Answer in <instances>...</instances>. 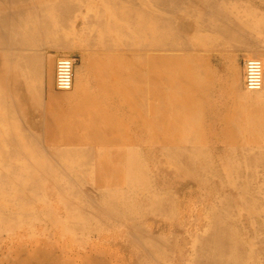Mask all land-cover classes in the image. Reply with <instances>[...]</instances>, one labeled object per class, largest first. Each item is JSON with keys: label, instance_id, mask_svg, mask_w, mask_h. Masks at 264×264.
<instances>
[{"label": "crops", "instance_id": "crops-1", "mask_svg": "<svg viewBox=\"0 0 264 264\" xmlns=\"http://www.w3.org/2000/svg\"><path fill=\"white\" fill-rule=\"evenodd\" d=\"M17 1L0 0V16L6 18L0 17L1 54H6L13 80L9 96L0 97L2 173L9 163L5 155L11 152L17 155L10 161L18 171L16 180L29 170V156L77 155L75 161L93 159L100 184L109 185L125 171L129 174L135 139L145 154H161L163 149L177 154L189 138L214 148L237 146L245 87L242 69L239 76L232 67L243 51L242 37L228 16L226 24L221 2L209 3L204 11L206 39L200 48L190 2L172 0L167 6L161 0ZM10 24L15 32L24 28L23 42L7 29ZM260 42L257 31L252 32V48L259 49ZM26 53L36 60L26 62ZM255 55L264 60V54ZM60 56L75 58L73 84L67 91L55 87ZM223 139H228L227 145H222ZM235 151L241 152H212ZM5 182L13 184L12 179Z\"/></svg>", "mask_w": 264, "mask_h": 264}, {"label": "rangeland", "instance_id": "rangeland-1", "mask_svg": "<svg viewBox=\"0 0 264 264\" xmlns=\"http://www.w3.org/2000/svg\"><path fill=\"white\" fill-rule=\"evenodd\" d=\"M179 1L191 3L194 21H196L194 38L200 48L204 39H206L204 35L205 23L203 25L204 9L208 8V4L213 1L222 3L221 11L230 18L228 21H234L235 32L242 37L243 51L238 55L240 58L234 60L236 66H233L232 69H237L239 76L242 69L244 82V60L250 57L248 56L249 54H264V0ZM239 12L242 13L240 14ZM225 16L224 18H226ZM225 22L227 24V18ZM224 28L227 29V25ZM254 31H257V35L262 40L259 43V49H256V46L252 48L251 35ZM1 53L0 47V67H6V69H0V97H8L13 80L9 70L10 63L8 62V65L5 64L6 58L3 57L5 54ZM43 60L45 61V51ZM239 119L243 127L239 131L242 136L234 139L237 142L236 147L214 148L211 147L213 144L207 143L205 145L201 143V140L191 138V140L188 139L190 141H188V145L180 144L177 154H171L170 149L167 152L163 149L162 156L160 153H143L144 146L138 144V139L133 140L132 152L135 153H131V169L133 170L131 171L130 169L128 175L127 171H125L126 176L124 177L122 174L119 177H115L111 180L114 181L113 184L109 185L100 184L102 182L97 178L95 162L75 161L77 155L40 153L34 154L32 158L29 157L30 168L22 172L25 173L27 171L29 178L25 179L20 176L13 184H4V180L0 176V224L4 225L3 227L0 225V264H26L27 261L25 259L29 260V262L32 260L31 264L33 262V264H66V262L68 264H75L76 262H78L76 264H86L88 262L89 264H188L189 262L191 264H204L203 261L207 258V255H215L217 257L214 256L215 259H222L227 263L229 261L228 264L235 262V264H264V103L261 106L246 104ZM223 140L224 143L222 145H227L228 139ZM191 141L195 144L193 145ZM141 143L144 144V141ZM192 149L196 153H194L195 155ZM214 149L242 151L233 153L212 152ZM66 158L74 160H66ZM87 165L91 166L88 167ZM250 166L255 167L252 168ZM0 171L1 174L2 170ZM91 174L93 175L91 176ZM67 175L69 176L68 178ZM239 176L241 177L239 178ZM142 180L144 181L141 182ZM230 181H233V183ZM218 182L219 184H217ZM19 184H24L25 192L18 190ZM140 188L142 192H138L141 191ZM50 190H53L51 191L52 193ZM120 198L121 201H119ZM159 198L161 200L166 199V203L164 200L163 202L159 200ZM77 203L79 209L84 211L76 208ZM5 205L7 208H5ZM135 206L138 207V210ZM2 210L4 213H2ZM142 210L145 211L142 212ZM136 212L137 214H135ZM83 213L85 214L83 215ZM141 213L144 214L141 215ZM176 229L179 230L177 231ZM231 229L232 233L230 232ZM227 235H230V240ZM220 236H222L223 240H226L227 250H220L222 249L219 248L218 244L220 243ZM183 238L185 239L183 240ZM227 238L229 243H227ZM159 239L162 240L159 242ZM209 239L214 240V243H211L212 245L209 243L208 246L207 240ZM150 242L151 244L153 243V246L150 245ZM258 242L260 243L258 244ZM214 244H218V246ZM86 254L88 255L86 256ZM199 254L203 256L201 259ZM78 255L80 256L79 258L82 257L80 260ZM55 256L61 258H57L59 260L56 262ZM229 257H236V260L234 259L235 261L232 262L233 259L230 258L231 260H229ZM239 257L240 259H238ZM6 259L7 262L5 263ZM9 260H13L12 263Z\"/></svg>", "mask_w": 264, "mask_h": 264}, {"label": "bare ground", "instance_id": "bare-ground-1", "mask_svg": "<svg viewBox=\"0 0 264 264\" xmlns=\"http://www.w3.org/2000/svg\"><path fill=\"white\" fill-rule=\"evenodd\" d=\"M3 1V0H2ZM6 1V0H5ZM12 1V0H11ZM16 0H14V2H15ZM18 1H20V0H18ZM17 1V2H18ZM22 1V0H21ZM40 1V0H39ZM52 1V0H51ZM61 1V0H60ZM68 1V0H67ZM152 1V0H151ZM159 1V0H158ZM172 0H161V2L165 5V4H167V6L169 5V3L171 2ZM174 1V0H173ZM229 1V0H228ZM8 2V1H7ZM10 2V1H9ZM45 2H47L46 0H45ZM75 2V1H74ZM74 2L73 3H70V4H74ZM119 2V1H118ZM121 2V1H120ZM156 2H157V0H156ZM155 1H154V3H156ZM181 2V1H180ZM184 2V1H183ZM209 2H210V0H209ZM208 2V3H209ZM3 3V2H2ZM12 3V2H11ZM61 3H62V1H61ZM78 3V2H77ZM77 3H76V5H77ZM177 3H179V1L177 2ZM5 4V3H4ZM120 4V3H119ZM227 4H228V2H227ZM28 5V4H27ZM36 5V4H35ZM68 5V4H67ZM75 5V6H76ZM124 5V4H123ZM158 5V4H157ZM226 5V4H225ZM229 5V4H228ZM1 6H3V5H1ZM56 6H58L57 4H56ZM63 6V5H62ZM69 6V5H68ZM71 6V5H70ZM120 6V5H119ZM159 6V5H158ZM18 7H20V6H18ZM170 7V6H169ZM171 7H172V5H171ZM175 7V6H174ZM165 8V7H164ZM168 8V7H167ZM204 8V7H203ZM210 8H212V7H210ZM209 8V9H210ZM18 9V8H17ZM20 9H21V7H20ZM25 9V8H24ZM42 9V8H41ZM65 9V8H64ZM229 9V8H228ZM227 9V10H228ZM4 10V9H3ZM9 10V9H8ZM23 10V9H22ZM22 10H20V11H22ZM166 10V9H165ZM171 10V9H170ZM206 10H207V8H206ZM43 11V10H42ZM204 11H205V9H204ZM8 12V11H7ZM16 11H14V13H15ZM34 12H35V10H34ZM232 12V11H231ZM230 12V13H231ZM1 13H3V12H1ZM13 13V12H12ZM23 13H26V12H23ZM60 13H62L61 11H60ZM203 13H205V12H203ZM240 13V12H239ZM242 13V12H241ZM240 13V14H241ZM4 14H6V13H4ZM20 14V13H19ZM22 14V13H21ZM36 14V13H35ZM66 14V13H65ZM217 14V13H216ZM249 14V13H248ZM12 15V14H11ZM42 15V14H41ZM212 14H210V16H211ZM1 16H2V18L4 17L3 16V14H1ZM0 16V17H1ZM6 16V15H5ZM9 16H10V12H9ZM16 16V15H15ZM146 16V15H145ZM149 16V15H148ZM163 16H165V15H163ZM217 16V15H216ZM221 16V15H220ZM219 16V17H220ZM231 16V15H230ZM239 16H241V15H239ZM250 16V15H249ZM11 17H13V16H11ZM24 17V16H23ZM22 17V18H23ZM151 17V16H150ZM169 17V16H168ZM225 17H227V16H225ZM248 17V16H247ZM9 18V17H8ZM7 18V19H8ZM67 18H68V16H67ZM134 18V17H133ZM146 18H148V17H146ZM156 18H158V16L157 17H154V19H156ZM161 18V17H160ZM210 18V17H209ZM214 18V17H213ZM221 18V17H220ZM224 18V17H223ZM239 18H241V17H239ZM1 19V18H0ZM4 19V18H3ZM6 19V18H5ZM4 19V20H5ZM16 19H17V17H16ZM15 18H14V20H16ZM145 19V18H144ZM159 19V18H158ZM207 19V18H206ZM222 19V18H221ZM228 19H230V18H228ZM246 19V18H245ZM165 20V19H164ZM211 20V19H210ZM213 20H215V18L213 19ZM243 20V19H242ZM11 21H12V19H11ZM10 21V22H11ZM157 21H160V20H157ZM199 21V20H198ZM224 21V20H223ZM230 22H232L231 20H229ZM244 21V20H243ZM1 22H4L3 20L1 21ZM0 22V23H1ZM7 22V21H6ZM15 22V21H14ZM45 22H46V20H45ZM133 22H134V20H133ZM156 22V21H155ZM165 22V21H164ZM222 22V21H221ZM251 23H252V21H250ZM42 23V22H41ZM48 23V22H47ZM66 22H64V24H65ZM165 23H167V21L165 22ZM210 23H211V21H210ZM5 24V26H6V23H4ZM7 24H8V22H7ZM12 24V23H11ZM10 24V25H11ZM15 24H17V22H15ZM49 25L51 24V23H48ZM48 24H47V27H46V29L48 30V34H51L52 33V31L51 30H49V26H48ZM158 24H160V23H158ZM231 24V23H230ZM1 25H3V24H1ZM65 25H67V24H65ZM156 25H157V23H156ZM168 25V24H167ZM169 25H171V24H169ZM203 25H204V22H203ZM217 25H219V24H217ZM225 25V24H224ZM8 26V25H7ZM146 26V25H145ZM158 26V25H157ZM162 26V25H161ZM165 26V25H164ZM163 26V27H164ZM207 26H209V24L207 25ZM220 26H222V25H220ZM219 26V27H220ZM4 27V26H3ZM2 27V28H3ZM156 27V26H155ZM172 27V26H171ZM216 27V26H215ZM226 27V26H225ZM253 27V26H252ZM146 28V27H145ZM162 28V27H161ZM167 28V27H166ZM165 28V29H166ZM202 28V27H201ZM241 28V27H240ZM5 29V28H4ZM7 29H9L10 30V32L12 33V35L15 37V40H20V42H23L24 41V28L22 27V29H20L19 31H17V32H15V26H13V25H11L9 28L7 27ZM7 29H5L6 31H7ZM148 29V28H147ZM146 29V30H147ZM158 29V28H157ZM171 29V28H170ZM221 29H223L222 27H221ZM226 29V28H225ZM236 29V28H235ZM245 29V28H244ZM159 30V29H158ZM167 30H168V28H167ZM215 30V29H214ZM240 30V29H239ZM5 31V32H6ZM38 31H39V28H38ZM45 31V30H44ZM166 31V30H165ZM164 31V32H165ZM216 31V30H215ZM237 31H238V29H237ZM4 32V31H3ZM7 32H9V31H7ZM15 32V33H14ZM148 32V31H147ZM159 32V31H158ZM162 32V31H161ZM163 32V33H164ZM239 32H241V31H239ZM1 33V32H0ZM163 33H161V35L163 34ZM169 33V32H168ZM224 33V32H223ZM244 33V32H243ZM246 33V32H245ZM3 34V33H2ZM15 34H18V37L15 35ZM247 34V33H246ZM9 35V34H8ZM44 35V34H43ZM157 35V34H156ZM160 35V36H161ZM12 36V37H13ZM57 36V35H56ZM148 36H150V34L148 35ZM157 36H159V33H158V35ZM57 37H60L59 35L57 36ZM61 37H63V36H61ZM154 37H156V36H154ZM163 37H164V34H163ZM243 37H244V35H243ZM246 37V36H245ZM11 38V37H10ZM161 37H159V39H160ZM165 38V37H164ZM169 38V37H168ZM9 39V38H8ZM52 39H53V37H52ZM55 39V38H54ZM57 39V38H56ZM63 39V38H62ZM154 39H158V38H154ZM158 39V40H159ZM167 39V38H166ZM245 39V38H244ZM243 39V40H244ZM247 39H249V38H247ZM60 40V39H59ZM161 40V39H160ZM168 40V39H167ZM8 41V40H7ZM45 41V40H44ZM57 41V40H56ZM163 41H164V39H163ZM166 41V40H165ZM0 42H1V40H0ZM6 42V41H5ZM15 42H17L18 43V41H15ZM7 43V42H6ZM41 43H42V41H41ZM44 43V42H43ZM58 43V42H57ZM59 43H61V41L59 42ZM151 43V42H150ZM162 43V42H161ZM1 44V43H0ZM11 44V43H10ZM247 44V43H246ZM16 45V44H15ZM19 45V44H18ZM25 45V44H24ZM37 45V44H36ZM1 47V46H0ZM18 47V46H17ZM5 47H3V49H4ZM6 48H8V47H6ZM11 48V47H10ZM23 48H25V47H23ZM14 53V52H13ZM16 53V52H15ZM39 53H40V51H39ZM38 53V54H39ZM37 53H36V55L35 56H37L38 55ZM6 55V54H5ZM34 55V54H33ZM14 56V55H13ZM248 56H250V57H257L258 59H260L261 60V62H262V66H263V86H262V88H261V90H259V91H249V90H246L245 89V91H243L242 92V99H244V102L248 105V104H251V105H253V106H261L263 103H264V60H262V58L260 57V56H257V55H255V54H249ZM15 57V56H14ZM18 57H19V55H18ZM21 57V56H20ZM24 59L25 60H27L26 62H29V64H30V61L32 60V62L33 61H35L36 60V57H33V56H31V55H29V54H25L24 55ZM17 58V57H16ZM20 59V58H19ZM17 60V59H16ZM17 62L19 63V61L17 60ZM7 63H8V61H7ZM14 63V62H13ZM20 63H21V61H20ZM23 63V62H22ZM39 63V62H38ZM32 64V63H31ZM35 64V63H34ZM8 65V64H7ZM16 66H17V64H15ZM21 65V64H20ZM25 65V64H24ZM26 65H27V63H26ZM2 66V65H1ZM3 67V66H2ZM21 67V66H20ZM31 67V66H30ZM23 68V67H22ZM31 69V68H30ZM13 71H15V70H13ZM23 71V70H22ZM25 71V70H24ZM32 72H35V71H32ZM38 72V71H37ZM10 73V72H9ZM14 74V73H13ZM15 75V74H14ZM23 77V76H22ZM32 78V77H31ZM29 81V80H28ZM21 82V81H20ZM19 82V83H20ZM10 83H11V81H10ZM8 84V83H7ZM19 85H21L22 86V83H20ZM3 87V86H2ZM24 87V86H23ZM11 90V89H10ZM13 90V89H12ZM17 90H19V89H17ZM24 92V91H23ZM23 92H22V94H23ZM18 94H20V93H18ZM2 99H0V101H1ZM20 101V100H19ZM21 103V102H20ZM22 104V103H21ZM28 107V106H27ZM35 108V107H34ZM3 111V110H2ZM31 111V109L29 110V112ZM9 112V111H8ZM30 114V113H29ZM2 120V119H1ZM9 129H11V128H9ZM188 139V138H187ZM190 139V138H189ZM193 139V138H192ZM7 140V139H6ZM40 140V139H39ZM191 140V139H190ZM11 141H12V139H11ZM187 141V140H186ZM186 141H184V142H186ZM189 141V140H188ZM14 142V141H13ZM36 142V141H35ZM190 142V141H189ZM192 143H193V141H191ZM163 143V142H162ZM168 143V142H167ZM192 143H190V144H192ZM17 144V143H16ZM195 143H193V145H194ZM5 145V144H4ZM18 145V144H17ZM198 146V145H197ZM196 146V147H197ZM233 146V145H232ZM1 147V146H0ZM9 147V146H8ZM190 147V146H189ZM234 147V146H233ZM242 147V146H241ZM178 148V147H177ZM4 149V148H3ZM8 149V148H7ZM6 149V150H7ZM20 149V148H19ZM180 149V148H179ZM245 149V148H244ZM247 149V148H246ZM2 151V150H1ZM27 151V150H26ZM54 151H56L55 149H54ZM70 151H74V150H70ZM159 151H162V150H159ZM185 151V150H184ZM192 151H193V149H192ZM234 151V150H233ZM242 151V150H241ZM261 150H259V152H260ZM30 152V151H29ZM29 152H28V155H29ZM65 152V151H64ZM187 152H188V150H187ZM236 152V151H235ZM22 153H23V151H22ZM31 153V152H30ZM50 153V152H49ZM72 153H74V152H72ZM87 153V152H86ZM129 153H130V151H129ZM132 154H135L134 152H131ZM195 152L193 151V154H194ZM261 153H262V151H261ZM24 154V153H23ZM33 154V153H32ZM70 154H71V152H70ZM91 154V153H90ZM121 155L123 154V153H120ZM192 154V153H191ZM196 154V153H195ZM194 154V155H195ZM236 154V153H235ZM235 154H233V155H235ZM240 154V153H239ZM244 154L246 155V153L244 152ZM138 155V154H137ZM162 155V154H161ZM232 155V154H231ZM253 155V154H252ZM4 156V155H3ZM5 156H7L8 157V160H9V163H8V165L6 166V169L4 170V172L1 174V176H2V178L4 179V181L6 180V179H12L13 180V183H14V181H16V179L18 178V171L16 170V168L14 167V164H12L13 163V161H12V159H15L16 157H17V155H15V153H13V152H11V153H8L7 155H5ZM5 156H4V158H5ZM71 156V155H70ZM163 156V155H162ZM237 156V155H236ZM30 157V156H29ZM127 157V156H126ZM187 157V156H186ZM240 157V156H239ZM91 158V157H90ZM89 158V159H90ZM112 158V157H111ZM122 158H124L123 156H122ZM188 158V157H187ZM232 158V157H231ZM237 158V157H236ZM87 159V158H86ZM114 159V158H113ZM128 159V158H127ZM159 159V158H158ZM161 159V158H160ZM249 159V158H248ZM247 159V160H248ZM34 160V159H33ZM93 160V159H92ZM91 160V161H92ZM106 160V159H105ZM130 160V159H129ZM137 160V159H136ZM169 160V159H168ZM188 160V159H187ZM12 163H11V162ZM35 161V160H34ZM58 161V160H57ZM82 161V160H81ZM90 161V160H89ZM120 161V160H119ZM134 161V160H133ZM132 161V162H133ZM138 161V160H137ZM188 161H190V160H188ZM105 162V161H104ZM114 162H116V161H114ZM125 162V161H124ZM130 162V161H129ZM167 162V161H166ZM241 162V161H240ZM89 163H91V162H89ZM93 163V162H92ZM112 163V162H111ZM233 163V162H232ZM238 163V162H237ZM31 164H32V162H31ZM75 164V163H74ZM84 164H86V163H84ZM126 164V163H125ZM135 164H136V162H135ZM231 164V163H230ZM235 164V163H234ZM242 164H243V162H242ZM34 165V164H33ZM127 165V164H126ZM133 165V164H132ZM170 165V164H169ZM195 165V164H194ZM193 165V166H194ZM238 165V164H237ZM241 165V164H240ZM239 165V166H240ZM248 165H249V163H248ZM253 165H254V163H253ZM75 166V165H74ZM88 166V165H87ZM86 166V167H87ZM89 166H91V165H89ZM88 166V167H89ZM173 166V165H172ZM177 166V165H176ZM175 166V167H176ZM232 166V165H231ZM34 167H35V165H34ZM37 167V166H36ZM44 167V166H43ZM101 167V166H100ZM129 167V166H128ZM174 167V166H173ZM183 167V166H182ZM189 167V166H188ZM192 167V166H191ZM241 167V166H240ZM244 167V166H243ZM250 167H255V166H250ZM76 168V167H75ZM127 168V167H126ZM161 168V167H160ZM193 168V167H192ZM202 168V167H201ZM225 168V167H224ZM231 168V167H230ZM236 168V167H235ZM251 168V169H252ZM1 169V168H0ZM62 169H63V167H62ZM87 169V168H86ZM129 169V168H128ZM130 169H131V167H130ZM157 169V168H156ZM195 169V168H194ZM193 169V170H194ZM203 169V168H202ZM223 169V168H222ZM233 169H234V167H233ZM257 169V168H256ZM65 170V169H64ZM89 170V169H88ZM124 170H127V169H124ZM133 169H131V171H132ZM187 170V169H186ZM192 170V169H191ZM228 170V169H227ZM253 170V169H252ZM258 170V169H257ZM2 171H3V169H2ZM72 171V170H71ZM86 171V170H85ZM90 171V170H89ZM1 172V171H0ZM99 172H100V170H99ZM257 172V171H256ZM256 172H254L255 174H256ZM7 173H10L11 175H6ZM21 173V172H20ZM55 173V172H54ZM64 173V172H63ZM69 173V172H68ZM76 173V172H75ZM88 173V172H87ZM93 173V172H92ZM192 173V172H191ZM245 173V172H244ZM247 173V172H246ZM5 174V175H4ZM67 174V173H66ZM86 174V173H85ZM84 174V175H85ZM142 174V173H141ZM140 174V175H141ZM170 174V173H169ZM179 174V173H178ZM181 174V173H180ZM230 174V173H229ZM234 174V173H233ZM250 174H252L251 172H250ZM70 175H72V174H70ZM93 174H91V176H92ZM97 175V174H96ZM128 175V174H127ZM133 175V174H132ZM145 175V174H144ZM211 175V174H210ZM237 175H238V173H237ZM245 175V174H244ZM258 175H259V173H258ZM22 177H24L25 179L27 178V175H26V173H24L23 175H21ZM66 176V175H65ZM78 176V175H77ZM86 176V175H85ZM100 176V175H99ZM126 176V175H125ZM143 176V175H142ZM191 176H192V174H191ZM253 176V175H252ZM264 176V175H263ZM49 177H50V175H49ZM69 176L67 175V178H68ZM73 177H74V175H73ZM76 177V176H75ZM80 177V176H79ZM87 177V176H86ZM90 177V176H89ZM141 177V176H140ZM181 177V176H180ZM189 177V176H188ZM212 177V176H211ZM225 177V176H224ZM241 176H239V178H240ZM247 177V176H246ZM85 178V177H84ZM88 178V177H87ZM94 178V177H93ZM216 178V177H215ZM248 178V177H247ZM253 179H254V177H252ZM71 179V178H70ZM90 179V178H89ZM92 179V178H91ZM140 180H141V178H139ZM145 179V178H144ZM147 179H149V178H147ZM170 179H171V177H170ZM174 179V178H173ZM228 179V178H227ZM226 179V180H227ZM231 179V178H230ZM262 179V178H261ZM264 179V178H263ZM85 180H87V179H85ZM93 180V179H92ZM125 180V179H124ZM232 180V179H231ZM91 181V180H90ZM144 180H142L141 182H143ZM172 181V180H171ZM181 181V180H180ZM196 181V180H195ZM74 182V181H73ZM93 182V181H92ZM138 182V181H137ZM220 182V181H219ZM219 182L217 183V184H219ZM229 182V181H228ZM230 182H232L233 183V181H230ZM237 182V181H236ZM253 182V181H252ZM258 182V181H257ZM1 183V182H0ZM4 183V182H3ZM74 183H77V182H74ZM134 183V182H133ZM145 183V182H144ZM147 183V182H146ZM148 183H149V180H148ZM191 183V182H190ZM198 183V182H197ZM251 183V182H250ZM4 184H6V182L4 183ZM83 184V183H82ZM88 184V183H87ZM89 184H90V182H89ZM139 184V183H138ZM177 184V183H176ZM239 184V183H238ZM245 184V183H244ZM252 184V183H251ZM257 184V183H256ZM260 184V183H259ZM23 185L24 184H19L18 186H19V191H22V192H25L26 191V188H24L23 187ZM127 185V184H126ZM132 185V184H131ZM161 185V184H160ZM228 185V184H227ZM231 185V184H230ZM2 186V185H1ZM30 186V185H29ZM50 186V185H49ZM85 186V185H84ZM87 186V185H86ZM128 186V185H127ZM137 186V185H136ZM4 187H6L5 185H4ZM4 187H2V188H4ZM56 187H58V186H56ZM62 187V186H61ZM79 187H80V185H79ZM123 187V186H122ZM137 187H139V186H137ZM143 187V186H142ZM247 187H248V185H247ZM246 187V188H247ZM254 187V186H253ZM101 188V187H100ZM144 188V187H143ZM152 188H153V186H152ZM232 188V187H231ZM237 188V187H236ZM241 188V187H240ZM252 188V187H251ZM23 189V190H22ZM49 189V188H48ZM48 189H47V191H48ZM74 189V188H73ZM87 189V188H86ZM106 189V188H105ZM111 189V188H110ZM141 189V188H140ZM222 189V188H221ZM239 189V188H238ZM253 189V188H252ZM34 190V189H33ZM46 190V189H45ZM114 190V189H113ZM139 190V189H138ZM224 190V189H223ZM251 190V189H250ZM35 191V190H34ZM51 191H53V190H50V192ZM64 191V190H63ZM78 191V190H77ZM89 191H90V189H89ZM106 191V190H105ZM146 191H147V189H146ZM227 191V190H226ZM259 191V190H258ZM263 191H264V189H263ZM54 192H55V190H54ZM135 192H137V191H135ZM138 192H142V189H141V191H138ZM229 192V191H228ZM238 192V191H237ZM241 192V191H240ZM248 192V191H247ZM27 193V192H26ZM52 193V192H51ZM64 193H65V191H64ZM88 193H90V192H88ZM102 193V192H101ZM104 193V192H103ZM119 193V192H118ZM91 194V193H90ZM106 194H108V193H106ZM113 194V193H112ZM111 194V195H112ZM120 194V193H119ZM146 194H149V193H146ZM27 195V194H26ZM29 195V194H28ZM79 195V194H78ZM116 195H117V193H116ZM127 195V194H126ZM153 195V194H152ZM152 195H151V197H152ZM77 196V195H76ZM128 196V195H127ZM138 196V195H137ZM153 196H155V195H153ZM250 196V195H249ZM29 197V196H28ZM32 197V196H31ZM79 197V196H78ZM77 197V198H78ZM102 197V196H101ZM139 197V196H138ZM137 197V198H138ZM146 197H148V196H146ZM157 197V196H156ZM168 197V196H167ZM3 198V197H2ZM110 198V197H109ZM126 198V197H125ZM133 198V197H132ZM166 198V197H165ZM218 198V197H217ZM252 198V197H251ZM4 199V198H3ZM150 199V198H149ZM157 199V198H156ZM253 199V198H252ZM31 200V199H30ZM75 200V199H74ZM106 200V199H105ZM108 201H111V200H109V199H107ZM116 200V199H115ZM134 200V199H133ZM154 200H155V198H154ZM159 200H161V198H159ZM164 200V199H163ZM163 200H161L162 202H163ZM166 200V199H165ZM164 200V201H165ZM171 200V199H170ZM217 200V199H216ZM5 201V200H4ZM73 201V200H72ZM92 201V200H91ZM119 201H121V198L119 199ZM34 202V201H33ZM138 202V201H137ZM153 202V201H152ZM161 202V203H162ZM218 202V201H217ZM220 202H221V199H220ZM243 202V201H242ZM11 203H13V202H11ZM123 203H125V202H123ZM134 203V202H133ZM133 203H132V205H133ZM139 203V202H138ZM143 203V202H142ZM141 203V205L143 206V204ZM158 203V202H157ZM165 203H166V201H165ZM95 204V203H94ZM104 204V203H103ZM148 204V203H147ZM163 204V203H162ZM168 204H170V203H168ZM118 205V204H117ZM135 205V204H134ZM140 205V204H139ZM138 205V206H139ZM146 205V204H145ZM164 205V204H163ZM245 205V204H244ZM3 206V205H2ZM9 206H11V205H9ZM32 206H34V205H32ZM37 206H39V205H37ZM99 206V205H98ZM101 206V205H100ZM110 206V205H109ZM219 206H221V205H219ZM246 206V205H245ZM4 207V206H3ZM16 207V206H15ZM44 207V206H43ZM42 207V208H43ZM121 207V206H120ZM126 207V206H125ZM158 207V206H157ZM164 207H165V205H164ZM171 207V206H170ZM254 207V206H253ZM5 208H7L6 207V205H5ZM9 208V207H8ZM13 208V207H12ZM37 208V207H36ZM39 208V207H38ZM77 209H79V207H78V203H77V207H76ZM94 208V207H93ZM99 208V207H98ZM97 208V209H98ZM135 208L138 210V207L137 206H135ZM155 208V207H154ZM159 208H160V206H159ZM162 208V207H161ZM160 208V209H161ZM214 208V207H213ZM1 209V208H0ZM102 209H103V207H102ZM110 209V208H109ZM133 209V208H132ZM143 209V208H142ZM152 209H153V207H152ZM257 209V208H256ZM264 209V208H263ZM36 210H38V209H36ZM44 210V209H43ZM51 210V209H50ZM74 210V209H73ZM79 210H81V209H79ZM141 210V209H140ZM159 210V209H158ZM161 210H163V209H161ZM259 210H261V209H259ZM3 211V210H2ZM8 211H11V210H8ZM15 211V210H14ZM46 211H48L47 209H46ZM81 211H84V210H81ZM117 211V210H116ZM120 211V210H119ZM124 211H126V210H124ZM145 211V210H144ZM143 210H142V212H144ZM170 211V210H169ZM168 211V212H169ZM179 211V210H178ZM226 211V210H225ZM232 211V210H231ZM263 211V210H262ZM128 212V211H127ZM132 212V211H131ZM147 212V211H146ZM171 212V211H170ZM2 213H4V211L2 212ZM44 213H45V210H44ZM48 213V212H47ZM50 213V212H49ZM72 213H73V211H72ZM80 213V212H79ZM139 213V212H138ZM264 213V212H263ZM26 214V213H25ZM29 214V213H28ZM31 214V213H30ZM74 214V213H73ZM76 214V213H75ZM85 213H83V215H84ZM88 214V213H87ZM130 214V213H129ZM133 214V213H132ZM135 214H137V212L135 213ZM135 214H134V216H135ZM144 214V213H143ZM142 213H141V215H143ZM155 214V213H154ZM257 214H258V212H257ZM150 215V214H149ZM148 215V216H149ZM219 215V214H218ZM217 215V216H218ZM36 216H38V215H36ZM51 216V215H50ZM133 216V215H132ZM154 216V215H153ZM165 216V215H164ZM163 216V217H164ZM234 216V215H233ZM43 217V216H42ZM161 217V216H160ZM219 217V216H218ZM236 217V216H235ZM242 217H243V215H242ZM241 217V218H242ZM3 218V217H2ZM5 218H6V216H5ZM82 218H84V217H82ZM135 218V217H134ZM148 218V217H147ZM216 218V217H215ZM221 218V217H220ZM247 218V217H246ZM245 218V219H246ZM157 219V218H156ZM172 219V218H171ZM3 220H5V219H3ZM144 220V219H143ZM154 220V219H153ZM224 220V219H223ZM141 222V221H140ZM164 223V222H163ZM166 223V222H165ZM172 223V222H171ZM178 223V222H177ZM223 223H225V222H223ZM175 224V223H174ZM1 225V224H0ZM179 225V224H178ZM225 225V224H224ZM2 226V225H1ZM0 226V227H1ZM4 226V225H3ZM2 226V227H3ZM174 226V225H173ZM177 226V225H176ZM180 226V225H179ZM215 226V225H214ZM227 226V225H226ZM136 228V227H135ZM3 229V228H2ZM172 229V228H171ZM227 229V228H226ZM229 229V228H228ZM132 230V229H131ZM135 230V229H134ZM141 230V229H140ZM143 230V229H142ZM177 231L179 230V229H176ZM176 230H174V231H176ZM137 231V230H136ZM200 231V230H199ZM198 231V232H199ZM225 231V230H224ZM1 232V231H0ZM193 232V231H192ZM206 232H207V230H206ZM206 232H205V234H206ZM231 233H232V229H231V231H230ZM229 232V233H230ZM138 233H140V232H138ZM151 233H153V232H151ZM176 233V232H175ZM178 233V232H177ZM196 233H197V231H196ZM222 233V232H221ZM134 234V233H133ZM156 235H158V234H156ZM155 235V236H156ZM160 236V235H159ZM190 236V235H189ZM204 236V235H203ZM230 236V235H229ZM228 235H227V237L229 238V240L231 239V237H229ZM132 237H133V235H132ZM221 238H220V243H218L219 244V248H222V249H220V250H227L228 249V247H227V244H226V240H223L222 239V236H220ZM232 237H234V236H232ZM129 238V237H128ZM130 238H131V236H130ZM134 238V237H133ZM139 238H140V236H139ZM142 238V237H141ZM145 238V237H144ZM228 238H227V243H229V241H228ZM155 239V238H154ZM156 239H158V238H156ZM178 239V238H177ZM185 238H183V240H184ZM206 239V238H205ZM160 240H162V239H159V242H160ZM196 240V239H195ZM197 240H199V239H197ZM145 241V240H144ZM219 241V240H218ZM233 241V240H232ZM232 241H230V242H232ZM157 242H158V240H157ZM163 242V241H162ZM194 242V241H193ZM196 242V241H195ZM131 243V242H130ZM144 243V242H143ZM182 243H184V242H182ZM209 243L211 244V243H214V240H212V239H209V240H207V244H208V246H209ZM260 242H258V244H259ZM154 244H155V242H154ZM191 244V243H190ZM218 244H216L217 246H218ZM89 245V244H88ZM127 245V244H126ZM150 245L151 246H153V243L151 244V242H150ZM155 245H157V244H155ZM161 245H162V243H161ZM163 245H164V242H163ZM178 245V244H177ZM179 245H181V244H179ZM212 245V244H211ZM215 245V244H214ZM215 245V246H216ZM230 245V244H229ZM57 246V245H56ZM159 246H160V244H159ZM158 246V247H159ZM165 246V245H164ZM202 246V245H201ZM206 246V245H205ZM251 246V245H250ZM53 247V246H52ZM54 247H55V245H54ZM91 247V246H90ZM191 247V246H190ZM203 247V246H202ZM231 247V246H230ZM234 247V246H233ZM253 247V246H252ZM256 247V246H255ZM86 248V247H85ZM130 248V247H129ZM147 248V247H146ZM174 248H176V247H174ZM203 248H205V247H203ZM212 248H214V247H212ZM262 248V247H261ZM57 249V248H56ZM131 249H132V247H131ZM165 249V248H164ZM172 249V248H171ZM188 249V248H187ZM191 249V248H190ZM199 249H201V248H199ZM250 249V248H249ZM254 249V248H253ZM92 250V249H91ZM91 250H89L90 251V253H92L91 252ZM145 250V249H144ZM162 250V249H161ZM211 250V249H210ZM48 251V250H47ZM87 251V250H86ZM133 251V250H132ZM153 251V250H152ZM166 251V250H165ZM192 251V250H191ZM196 251V250H195ZM200 251V250H199ZM231 251H233V250H231ZM230 251V252H231ZM248 251V250H247ZM251 251V250H250ZM258 251V250H257ZM259 251H260V249H259ZM53 252V251H52ZM51 252V253H52ZM84 252V251H83ZM134 252H136V251H134ZM133 252V253H134ZM149 252V251H148ZM202 252H204L203 250H202ZM201 252V253H202ZM211 252V251H210ZM249 252V251H248ZM57 253H58V250H57ZM85 253V252H84ZM89 253V254H90ZM166 253V252H165ZM198 253V252H197ZM200 253V252H199ZM207 253V252H206ZM221 253H222V251H221ZM254 253V252H253ZM21 254H23V253H21ZM140 254V253H139ZM147 254V253H146ZM174 254V253H173ZM195 254V253H194ZM203 254V253H202ZM217 255H218V253H216ZM225 254V253H224ZM251 254V253H250ZM31 255V254H30ZM47 255H48V253H47ZM57 255V254H56ZM88 254H86V256H87ZM183 255V254H182ZM201 254H199V256H200ZM204 255H205V253H204ZM248 255V254H247ZM60 256V255H59ZM67 256H70V255H67ZM66 256V257H67ZM72 256V255H71ZM74 256V255H73ZM83 256V255H82ZM85 256V255H84ZM97 256V255H96ZM96 256H95V258H96ZM148 256H149V254H148ZM196 256V255H195ZM198 256V257H199ZM215 256V255H214ZM214 256H212V255H210V256H208L207 255V258L203 261V263L204 264H228L229 263V261H228V263L226 262V261H224V260H222V259H215L214 258ZM17 257V256H16ZM30 257V256H29ZM56 257V256H55ZM55 257H54V259H55ZM80 256L78 255V258H79ZM92 257H94V256H92ZM137 257V256H136ZM140 257H141V255H140ZM201 257H203V256H200V259H201ZM206 257V256H205ZM216 257V256H215ZM220 257V256H219ZM242 257V256H241ZM251 257V256H250ZM253 257H255V256H253ZM259 257V256H258ZM23 258V257H22ZM57 258H61V257H56V262H57V260H59V259H57ZM62 258H64L63 256H62ZM82 258V257H81ZM81 258H79V260L81 259ZM89 258H90V256H89ZM153 258V257H152ZM190 258V257H189ZM217 258V257H216ZM230 258H232V257H229L228 259L229 260H231ZM236 258V257H235ZM235 258H232L233 260H232V262L233 261H235L236 259ZM256 258V257H255ZM20 260H21V258H19ZM28 259V258H27ZM41 259H42V257H41ZM49 259H50V257H49ZM85 259H86V257H85ZM97 259V258H96ZM100 259V258H99ZM137 259V258H136ZM155 259V258H154ZM184 259V258H183ZM224 259H226V258H224ZM235 259V260H234ZM238 259H240V257L238 258ZM244 259V258H243ZM250 259V258H249ZM258 259V258H257ZM34 260V259H33ZM51 260V259H50ZM65 260V259H64ZM63 260V261H64ZM67 261H68V259H66ZM70 260V259H69ZM72 260H73V258H72ZM89 260V259H88ZM88 260H85V261H88ZM148 260V259H147ZM172 260V259H171ZM174 260V259H173ZM185 260V259H184ZM190 260H191V258H190ZM194 260V259H193ZM251 260V259H250ZM5 261V260H4ZM10 261V260H9ZM13 261V260H12ZM12 261H10L11 263H12ZM15 261H17V260H15ZM25 261H27V262H29V260H26L25 259ZM37 261V260H36ZM43 261H44V259H43ZM46 261V260H45ZM55 261V260H54ZM74 261V260H73ZM99 261V260H98ZM102 261V260H101ZM187 261V260H186ZM246 261V260H245ZM7 262V259H6V261H5V263ZM26 262V264H31V262H32V260H31V262H29V263H27ZM91 262V261H90ZM198 262V261H197ZM241 262H242V258H241ZM251 262V261H250ZM16 263V262H15ZM21 263H22V261H21ZM34 263V262H33ZM32 263V264H33ZM36 263V262H35ZM39 263V262H38ZM76 263H78V262H76ZM75 263V264H76ZM81 263V262H80ZM84 263V262H83ZM105 263V262H104ZM109 263V262H108ZM136 263V262H135ZM142 263H143V260H142ZM187 263V262H186ZM190 264H191V262H189ZM188 263V264H189ZM231 263V262H230ZM236 263V262H235ZM235 263H233V264H235ZM243 263V262H242ZM249 263V262H248ZM8 264V263H7ZM18 264V263H17ZM45 264V263H44ZM47 264V263H46ZM49 264V263H48ZM54 264V263H53ZM66 264H68V262H66ZM85 264V263H84ZM86 264H89V262L88 263H86ZM92 264V263H91ZM96 264V263H95ZM196 264V263H195ZM198 264V263H197ZM239 264V263H238Z\"/></svg>", "mask_w": 264, "mask_h": 264}, {"label": "built area", "instance_id": "built-area-1", "mask_svg": "<svg viewBox=\"0 0 264 264\" xmlns=\"http://www.w3.org/2000/svg\"><path fill=\"white\" fill-rule=\"evenodd\" d=\"M75 58L62 56L55 64V87L60 91L70 90L73 84ZM244 87L249 91H259L263 86V66L260 59L249 57L244 60Z\"/></svg>", "mask_w": 264, "mask_h": 264}]
</instances>
